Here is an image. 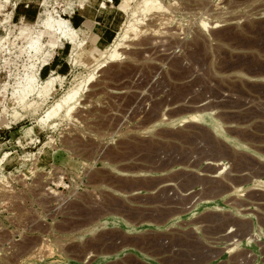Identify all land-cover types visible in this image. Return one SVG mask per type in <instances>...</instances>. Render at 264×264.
Listing matches in <instances>:
<instances>
[{
    "label": "rangeland",
    "instance_id": "rangeland-1",
    "mask_svg": "<svg viewBox=\"0 0 264 264\" xmlns=\"http://www.w3.org/2000/svg\"><path fill=\"white\" fill-rule=\"evenodd\" d=\"M0 2V22L8 18L0 23V264H119L125 227L113 222L165 221L182 210L176 225L187 227L206 217L193 209L194 175L255 178L226 206L203 205L242 220L239 239L228 228L234 264H264V0H116L122 22L95 53L88 43L74 52L77 30L72 42L62 29L46 35L56 20L74 27L60 0L26 4L32 16L19 20L16 4ZM27 34L45 38L37 53ZM63 40L73 44L67 62L43 74ZM38 67L33 91L17 99L12 89ZM90 75L71 112L52 113ZM180 175L182 185L149 189ZM141 184L147 189H129ZM165 190L188 193L181 208L160 204ZM152 235L143 234L145 253L156 250Z\"/></svg>",
    "mask_w": 264,
    "mask_h": 264
},
{
    "label": "crops",
    "instance_id": "crops-1",
    "mask_svg": "<svg viewBox=\"0 0 264 264\" xmlns=\"http://www.w3.org/2000/svg\"><path fill=\"white\" fill-rule=\"evenodd\" d=\"M13 6V17L19 20L23 16L30 19L31 13L26 7V4H31L35 0H10ZM61 3L56 6L65 18H68L71 24L76 28L81 38L86 40L85 44L94 45L92 52L100 48H105L109 45L116 34V30L122 22V11L118 8L116 0H60ZM121 1V0H119ZM22 5V7H21ZM24 9L19 13L17 8ZM52 8V7H51ZM65 8V10H63ZM32 16V15H31ZM34 17V16H33ZM73 49V44L63 40L56 48L55 53L49 64L42 71L43 74L50 73L52 70L57 71L60 68ZM137 176V175H133ZM180 175L176 179L166 178L169 184L162 183L164 180L154 181V185L149 189L152 192L165 185H174V183L182 182ZM242 175H194L192 183L189 188L193 187L196 190H201L196 195H199V201L194 203V210L203 207V211L207 212L204 219H194L187 227L176 225L178 219L183 214L182 210H178L173 219L161 221L158 219L142 221V222H113L112 227L123 228L124 236L118 243H121L118 252L113 259L121 258L119 264H234L237 258L235 246L233 242L227 241L229 234L228 228H233L232 232L236 230V236L240 235L239 224L241 219L232 216L231 220L227 221L226 214L221 213L222 207L226 206L225 199L229 196H236L235 189L240 187H250L255 178L248 180L245 185L241 183ZM190 180V178H189ZM174 182V183H173ZM147 189L146 186L132 185L130 190L138 191ZM168 190V189H167ZM175 191V190H174ZM170 191H161L158 199L160 204L166 208H181L184 203V198L188 193H183L178 190L174 195H170ZM193 194L190 198L193 199ZM219 201L223 204L208 205L206 203H213ZM209 207H215L209 208ZM202 212V211H201ZM197 213V212H196ZM212 228V232L206 233V228ZM173 228H178L177 231ZM197 228H203L200 231ZM170 229V231H166ZM153 234L147 240L155 245V252H144L141 248L140 242L143 241V234ZM235 236V235H234ZM238 239L240 236L237 237ZM131 250V251H129ZM128 251V252H127ZM133 251V252H132ZM126 256V257H125Z\"/></svg>",
    "mask_w": 264,
    "mask_h": 264
},
{
    "label": "bare ground",
    "instance_id": "bare-ground-1",
    "mask_svg": "<svg viewBox=\"0 0 264 264\" xmlns=\"http://www.w3.org/2000/svg\"><path fill=\"white\" fill-rule=\"evenodd\" d=\"M5 1H7V0H5ZM144 2H145V4H148V3L152 2V0H144ZM2 7H3V4L0 2V11L2 10ZM63 10H65V8ZM6 19L8 20V18H6ZM6 19H4V21H1L0 23L2 25L4 24V22L6 23ZM45 20H47V18H45ZM47 25H48V27H47V29L45 31L46 32V35L49 32H54L56 34V32H58V31L61 32V29H62V36L65 39H67L68 41L70 40L72 42L78 36V33H77L75 27H69V25L65 24V22H62L60 20L53 21L52 24H47ZM45 32L44 33L42 32V36L43 37L46 36V35L44 36ZM6 38H7L6 36H5V38L0 36V42L2 40L6 39ZM25 39H26V42L29 44V46L34 49L35 53H37L41 49L43 43L45 44V38H43L44 39V42H43V41H40L35 36L30 35V34H27V36L25 37ZM54 42H53V46H55V43ZM85 43H86V40H83L82 39L81 42H79L77 44V48H76V50L74 52L75 53H78L79 49H82V47H83V45ZM48 53H49V50H48ZM51 54H52V52H51ZM116 57H117V53H111L110 56H109V60L108 61H112ZM38 60H41L42 64H47V62L50 60V57L49 58H45L44 56H42L41 58H38ZM108 61H106V62H108ZM102 65H104V64L102 63ZM30 66L35 67V66H37V64L31 63ZM38 69H39V67L36 68L35 69V72L32 73L31 75H28V76L26 75L25 83L24 84H21V85H18L17 88L14 87L12 89L13 91L11 92L12 95H16V97L18 96L20 98V100L23 101L26 98V95L28 93H30L31 91H33V89H34L33 88L34 77H35L34 75L36 74V71ZM52 72L53 71H51V74H52ZM91 78H92V75H90L86 80H84V82H80V83L74 85L73 87H71L70 89H68L66 92H64L62 94V96L58 99V101L56 102L54 108L52 109L53 112L52 111H50V112L55 113L56 111L60 110L63 107V105H64V107L66 105V107L64 109V110H66L65 111L66 113L67 112H71L73 106L77 102V97L79 95V92H80L82 86L84 84L86 85V82L90 81ZM55 79H56V77H52V76L49 77L48 80L43 85L41 92H46L47 93L52 88V86L55 84L54 83ZM18 97H17V99H18ZM201 141H202V139H201ZM207 143H209V142H207ZM4 155H3V157H4Z\"/></svg>",
    "mask_w": 264,
    "mask_h": 264
}]
</instances>
